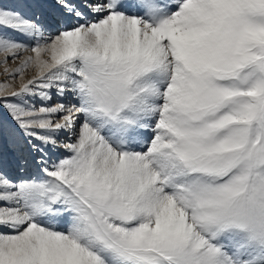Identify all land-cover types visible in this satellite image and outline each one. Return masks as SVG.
<instances>
[{
	"label": "snow or ice",
	"instance_id": "snow-or-ice-1",
	"mask_svg": "<svg viewBox=\"0 0 264 264\" xmlns=\"http://www.w3.org/2000/svg\"><path fill=\"white\" fill-rule=\"evenodd\" d=\"M19 2L0 264H264V0Z\"/></svg>",
	"mask_w": 264,
	"mask_h": 264
},
{
	"label": "rangeland",
	"instance_id": "rangeland-1",
	"mask_svg": "<svg viewBox=\"0 0 264 264\" xmlns=\"http://www.w3.org/2000/svg\"><path fill=\"white\" fill-rule=\"evenodd\" d=\"M5 3L9 7L17 8V9L25 12L27 15L36 14V15L40 16L41 22L44 23L46 26H49L53 30L56 27V23H57L56 18L53 14V10H51V9H48V8H31L27 4L19 2V0H5ZM6 35H8V36H10L16 40H19V41H22L25 43H30V41H28L26 37L20 36L16 33L11 32V31H6ZM17 63H13V62L9 61L8 65H7L9 71L14 70L17 67ZM34 74H35L34 70L31 67H29L24 73V81L31 78ZM7 79L8 78L5 74L4 66L0 65V82H4ZM20 82L21 81H19V80L15 81L14 86L18 87ZM57 102H59V98L54 95L51 103L55 104ZM63 138H64L63 134H61V139H63ZM13 164H14V157L12 156V154L10 152L5 151L4 152V165H5L6 169L10 170V171L14 170Z\"/></svg>",
	"mask_w": 264,
	"mask_h": 264
}]
</instances>
